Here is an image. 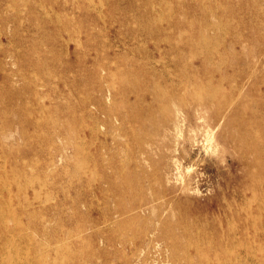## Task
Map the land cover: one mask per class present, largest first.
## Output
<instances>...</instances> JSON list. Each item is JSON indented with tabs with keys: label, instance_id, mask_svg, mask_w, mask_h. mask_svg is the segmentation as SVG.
Wrapping results in <instances>:
<instances>
[{
	"label": "rangeland",
	"instance_id": "rangeland-1",
	"mask_svg": "<svg viewBox=\"0 0 264 264\" xmlns=\"http://www.w3.org/2000/svg\"><path fill=\"white\" fill-rule=\"evenodd\" d=\"M252 8L253 13L264 12V0H0V130L6 133L0 136V143L15 146L12 152L0 148V204L17 217L14 221L10 219L12 223L8 219L6 228L12 232L15 228L24 229L27 222L43 220L49 231H62L77 223L84 229L80 236L72 233L74 236L66 238L59 247L58 243L52 244L25 228L23 231L37 240L42 249L36 252L12 235L21 257L28 251L29 261L33 262L37 254L41 264H128L132 226L116 227L113 243L105 244L99 238L87 237L99 214L116 205L114 197L119 190H124V198L129 194L151 197L160 193L152 180L130 184L139 170L153 174L156 168L161 172L167 161L174 179L179 176L187 179L185 166L175 171L172 160L163 157L166 151L163 148L154 154L150 164L143 160V155L139 156L138 148L153 147L154 141L148 138L153 127L141 126L132 118L138 110L136 97H144L138 82L148 77L149 87L159 83V73L165 71L164 66L171 60L178 61V67H184V72L190 75L197 62L191 60L189 53L167 52L166 46L196 43L201 39L200 30L221 54L203 58L208 68L205 72L213 83L220 75L229 77L230 64L234 62L233 47L244 55H252L259 49L255 42L246 41L247 29L252 28L248 12ZM152 14H158V23L149 20ZM233 35L240 39L231 48L229 38ZM158 39L161 42L154 50ZM198 75L205 76L201 71ZM248 81L255 82V77L250 76ZM229 90L226 81L222 91ZM257 97H264L263 86L252 91L245 89L231 106V112H238V120L264 130V106ZM90 101L94 104L89 105ZM96 101L100 102L98 106ZM121 116L126 117L125 124L120 122ZM122 127L128 131L125 136ZM139 130L146 132L138 138L140 142L134 136ZM190 135L187 130L184 132L186 142ZM202 137L198 135L196 144L186 147L194 163L188 176L192 187H198L201 192V205L179 213L164 197H155L153 204L158 206L160 221H168L172 232L182 236V242L207 249L202 232H209L214 217L222 221L230 218L225 212L227 198L235 210L257 213L255 199L262 195L264 181L255 182V179L264 170V156L241 167H230L233 182L228 191L221 187L225 173L219 168L232 165L227 158L223 161L229 147L219 141L215 154L206 149ZM51 138L54 145L63 147V155L56 168L47 171L44 167L47 154L37 150L50 148ZM258 138L264 145V133ZM249 144L250 152L256 146L261 147ZM135 158L142 164L138 171L133 169ZM121 164H125L124 170ZM17 174L20 177H15ZM238 180L242 186L249 185L251 197L241 193ZM48 193L51 200H46ZM212 198L218 207L216 213L208 201ZM48 207L52 208L48 212L49 220L44 213ZM58 209L70 214L72 220L59 219ZM22 211H30L31 217ZM236 217L252 223L243 214ZM181 224L189 227L186 232ZM111 229L112 226L106 232L107 237H112ZM256 234L248 229L245 237L264 243L263 233ZM231 235L234 236L233 232L223 226L214 236ZM250 248L252 256L247 261L222 264H264V247ZM166 255L161 249H152L148 264H171L165 261ZM236 255L244 257L240 250ZM193 256L191 253L190 257Z\"/></svg>",
	"mask_w": 264,
	"mask_h": 264
},
{
	"label": "bare ground",
	"instance_id": "bare-ground-1",
	"mask_svg": "<svg viewBox=\"0 0 264 264\" xmlns=\"http://www.w3.org/2000/svg\"><path fill=\"white\" fill-rule=\"evenodd\" d=\"M150 7L153 9L152 6ZM248 12L250 13L252 28L251 30L247 29L246 41L248 44L255 42L257 46H259V49L254 51L252 55H244L243 53L234 50L233 47V45L236 46L235 40L240 39V36L235 37L233 35V37H230L229 44L231 48L233 47L232 55L234 62L230 64L232 75L229 77L226 75H220L218 80H214L215 82L213 83V80L208 76L207 72H205L208 68L203 58L214 54L218 55L219 51L217 48L212 47L211 43L203 37L204 31L200 30L199 36H201V39L196 43L190 44L185 42L181 43V46L175 43H168L166 46L167 52L179 54L189 53L191 60L197 62V67L195 70H191L192 73L190 75H187V72H184V67H178V61L171 60L166 66H164L165 71L163 70L159 73V83H150L152 86L149 87L148 82H150V79L148 77H145V79L143 78L142 82H138V88H142L144 97H136L135 103L138 110L134 113L132 118L141 126L149 124V126L153 127L151 133L147 135L149 139L154 141L153 147L150 145L147 148H138L139 156L143 155V160L150 164L154 154L157 155L160 149L163 148L166 150L163 157H165V160H167V158L172 160V166L175 171L179 172L180 169L185 166L184 168L187 173V179L183 180L182 176L174 179L172 176V169L169 167L167 161L161 172L155 168L153 174H145L143 170H139L142 168L140 160L135 158L133 169L141 172L134 177L130 184L133 183L135 186L141 181L152 180L157 187L159 186L161 190H159L160 193L157 196L151 197L138 194L130 196L129 194L124 198V190H119L116 193V197H114L116 205L112 209L107 208L104 212L99 214L95 224L91 227V235H87V237L90 238H99L102 242H105V244H112L114 239L113 234L115 235L114 232L116 231L115 228L124 226L125 224L131 225L133 228V242L130 248L131 258L128 261V264L131 262L148 264L150 253L152 249L156 248L165 251L167 254L165 256V261L171 264H202L203 262L208 263L211 261L220 262L222 264L223 262L234 260L237 262L247 261L252 256V251H250L252 249L250 247H264L262 241L258 242L245 237L248 229L257 233L255 236H257L258 233H263L262 236H264V218L262 216L264 213V197L262 196L264 191L262 195L257 196L255 199L257 213L253 215H251L247 209L235 210L233 203H231L228 198L225 200V212L230 215V218L227 219V221H222L217 219V217H214L209 232H202V235L204 236L203 239L205 240H203L204 245L207 249H200L195 245H190V243L187 244L186 242H182V236L175 235L172 232L171 225H169L168 221H160L157 211L158 206L153 204L155 197H164L167 199V202L175 205L176 211L179 213H185L190 207L201 205V192L198 187H192L191 177L188 176L193 169L192 166L194 163H191L193 161L192 159L190 160L191 157L189 158V154L186 151V147H192L196 144L198 135H202L205 138L207 143L206 149H208V151H213L215 154H218L217 150L219 141L229 147V151L226 152V154L224 152L225 156L223 161L227 158L231 161L232 165H229L228 167L227 164H224L221 166L222 168H219L225 173L221 182V187L223 189H228V191H230L231 183L233 182L230 167H241L242 164H247L249 161H256L258 158L264 156V145H262V140L258 138V136L264 133V130L259 126H251L249 122L238 120V112L235 111L233 114L231 112V106L237 103L238 97L245 89L248 88L249 91H252L262 86L264 89V12L253 13V8L248 10ZM157 15L152 14L149 16V20L158 23L156 20ZM173 25L176 26V24ZM205 28L208 30V28L211 27ZM212 28L219 30L222 29L215 26ZM160 42L161 40L158 39L152 49L156 50L157 45ZM186 67H189V65ZM200 71L205 75L204 78H200L198 75ZM176 72H179L180 74H176ZM250 76L255 77V82L248 81ZM226 81L229 82L230 90L225 93L222 91V86ZM49 85L50 84H48V86ZM127 88L130 92V87ZM99 90L101 91V88H99ZM256 100H258L260 105L264 106V97H257ZM99 101L95 102L97 106L100 103ZM88 104H94V102L90 101ZM102 113L104 112L102 111ZM205 114H207V116ZM120 122L125 124L126 117L121 116ZM220 127L222 131H219L218 135L217 129ZM186 130L191 134L188 137L187 142L184 136ZM127 132L128 131L124 127L121 128L122 136H125ZM143 134L146 135V132L139 130L134 136L139 141L138 138L142 137ZM4 135H6L5 131L0 130V136ZM249 142L261 147L258 148V146H256L257 148L250 152ZM49 147L50 148L45 149L44 147H40L37 150V152H45L47 154L48 160L44 166L47 171H49V169H55L57 162L61 161L63 155V147L54 145L52 138L49 142ZM204 147L205 146L202 148ZM0 148L4 151L12 152L11 149L15 148V146H12V144L6 145L1 142ZM120 167L124 170L126 166L125 164H121ZM15 177L20 176L17 174ZM258 178L256 177L255 182L264 181V170ZM238 185L241 193L246 196L250 195L249 197L252 196V193L248 189L249 185L242 186L239 180ZM257 192L258 189L255 190L256 194H258ZM131 197H133V199ZM48 199H52L50 193H48V195L46 194V200ZM208 201L212 212L216 213L218 207L217 204H215V200L212 198ZM23 202L25 204L28 203L27 200H23ZM2 208L3 206L0 204V264H41V257L37 254L34 255L35 260L33 262L29 261L27 250L25 256H20V249L18 248L16 240L23 243V245L25 243L30 245L36 252L42 249L39 247L38 244L40 243L37 240H33L29 234L25 233L26 231H23L25 228L39 234L52 244L58 243L60 245L59 247H61L63 244L62 242L66 238L74 236L72 233L79 235L84 232L80 223L73 226L70 225L67 227L68 229L65 228L62 231L54 229L49 231L44 226L45 222L43 220L38 222H27L24 229L15 228L12 232H9L6 228V221H8V219H16L17 217H15L14 212L9 210V208ZM199 208L203 209L202 207ZM51 209L52 208L48 207L44 210L48 220L50 217V213L48 212H50ZM196 209L198 208L196 207ZM72 210V213L74 212L73 214H75V210ZM58 211L57 214L59 215V219L70 218L72 220L70 214L62 212L59 209ZM22 212L25 216L31 217L30 211ZM239 214L247 216L252 223L245 222L242 218L238 219L236 215ZM13 221H11V223ZM111 226L113 227V229H111L113 231L112 237H107L106 232ZM182 226H184L182 227L184 232L189 228L186 225ZM223 226L228 227L233 232L234 236L231 235L227 238L219 236L215 237L214 235L217 234V231ZM211 232H214V235ZM236 234L239 236L236 237ZM12 235H15L16 240L12 239ZM231 249L233 251L229 252ZM260 249L261 248L258 250ZM239 250L243 252V258L236 255V252ZM189 253H194V256L190 257ZM45 255L46 254H44V256ZM125 264H127V262Z\"/></svg>",
	"mask_w": 264,
	"mask_h": 264
}]
</instances>
